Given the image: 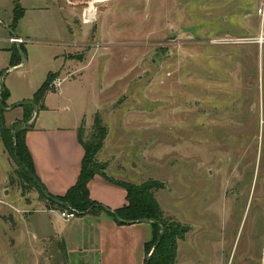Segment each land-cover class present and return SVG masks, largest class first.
<instances>
[{"label": "rangeland", "instance_id": "obj_1", "mask_svg": "<svg viewBox=\"0 0 264 264\" xmlns=\"http://www.w3.org/2000/svg\"><path fill=\"white\" fill-rule=\"evenodd\" d=\"M95 1L20 0L14 33L27 66L17 70L14 3L0 0V88L11 93L0 132L15 139L31 127L41 108L15 106L55 72L60 111L91 121L97 109L132 153L127 171L164 184V215L189 228L176 264H264V0H106L87 20ZM92 122L84 143L97 139ZM10 151L0 133V264H67L57 240L42 248L33 233L43 228L25 225L45 202Z\"/></svg>", "mask_w": 264, "mask_h": 264}, {"label": "crops", "instance_id": "obj_2", "mask_svg": "<svg viewBox=\"0 0 264 264\" xmlns=\"http://www.w3.org/2000/svg\"><path fill=\"white\" fill-rule=\"evenodd\" d=\"M83 3L80 1L74 4L75 12ZM60 7L59 9L62 8L69 17L71 10ZM64 23L68 24L67 17ZM66 30L70 31V29ZM60 43L66 47L72 46L69 40ZM56 59L61 60L58 56ZM18 67L19 65L13 68L20 70ZM75 77L79 78V76ZM66 78H63L64 82ZM59 92L63 98L67 97L62 95L60 88ZM52 94L54 92L46 94L39 106L41 113L36 120L33 119L26 133V144L32 156L35 174L46 194L61 197L77 183L82 171L85 150L79 140V131L84 125L92 126L94 122L92 119L93 117L95 119L99 112L96 109L90 113L91 121L83 115V112L77 111L67 115L54 104ZM62 110L69 111L67 107H63ZM51 113L52 115H47ZM41 114L43 117L40 118ZM112 139V133L108 129L103 147L96 156V162L99 165L104 164L106 168L94 175L88 188L93 201L111 211H116L128 204L126 190L117 183L141 184L145 181L137 180L127 171L129 166L133 168L136 166V163L130 161L132 153L128 152L126 147L121 148L124 143L119 140L114 142ZM57 211L59 212L52 207L47 208L45 203V208L33 214H41L44 217L36 219L37 217L31 215L25 225L30 227L32 223L35 227L43 228L40 234L33 233L34 240L42 248L45 245L50 246L53 240H57L67 264H145L146 245L153 239L151 222L121 225L105 212L79 216L66 222L59 214L56 220L49 216ZM19 242H23L20 237L12 245H18ZM25 244L26 242L23 245Z\"/></svg>", "mask_w": 264, "mask_h": 264}, {"label": "trees", "instance_id": "obj_3", "mask_svg": "<svg viewBox=\"0 0 264 264\" xmlns=\"http://www.w3.org/2000/svg\"><path fill=\"white\" fill-rule=\"evenodd\" d=\"M20 0H13V23L12 30L14 31L16 24L23 18L25 10L21 6ZM22 52L24 48L22 47ZM19 51L12 53L10 67H16L21 63ZM0 71V77L3 76ZM56 79L54 73H50L43 83V85L35 93L32 101L37 105V108L43 102L46 94L54 92L52 87ZM10 91L5 88H0V110L7 109L6 102L10 98ZM31 107L32 106H25ZM1 120V119H0ZM30 127L26 128L22 133L16 134L14 137L6 135V131L1 130V137L5 147L13 153L16 161L20 166V174L22 179L30 183L32 188L37 190L39 197L46 203V207H54L61 210L64 204H69L70 211H74L78 216L84 215H98L102 212L110 215L116 222L121 225L134 224L142 219L150 220L153 228V239L146 245V260L145 264H176L178 253V242L184 240L185 235L189 232V228L182 226L176 221L167 218L156 197L155 192L164 188V184H154L153 182H146L140 185L129 182H118L127 193L128 204L116 211L104 207L103 205L93 201L90 198L89 182L94 175L106 168L105 165H99L96 162V156L104 144V140L108 134L106 127L102 125L101 118H95V129L98 131L96 138L88 143H84L82 139V129L79 131V140L85 150V156L82 165V171L77 183L68 190V192L61 197H53L51 195H44L35 185L31 178V174L36 176L32 156L26 144V133ZM9 137V139H8ZM14 139V140H13ZM14 141V142H13ZM90 169H93L92 171ZM37 178V176H36ZM38 179V178H37ZM39 180V179H38ZM58 201V202H56ZM116 216L121 219V222L116 220ZM157 245V246H156Z\"/></svg>", "mask_w": 264, "mask_h": 264}, {"label": "water", "instance_id": "obj_4", "mask_svg": "<svg viewBox=\"0 0 264 264\" xmlns=\"http://www.w3.org/2000/svg\"><path fill=\"white\" fill-rule=\"evenodd\" d=\"M10 33L13 35L12 39L18 45V51H19V54H20V57H21V65H19L18 68L24 69L27 66V60H26L25 54L22 52V49H21V46H20V43H21L20 39L18 38V36L14 33V31L12 29L10 30ZM25 106H32L34 108V110L37 111V105L33 101H25V102H22V103L16 105L15 107H25ZM15 107H13L12 109H14ZM90 170L92 171L93 169H90ZM31 178L34 181L35 185L39 188L41 193L46 195V191H45L44 187L42 186L40 181L36 178V176L31 174ZM56 202H58V201H56ZM116 220L121 222V219L118 216H116ZM149 222H151V221L147 220V219H142V220L139 221V223H149Z\"/></svg>", "mask_w": 264, "mask_h": 264}, {"label": "built area", "instance_id": "obj_5", "mask_svg": "<svg viewBox=\"0 0 264 264\" xmlns=\"http://www.w3.org/2000/svg\"><path fill=\"white\" fill-rule=\"evenodd\" d=\"M263 6L260 7L259 11L260 13H263L264 12V2L262 3ZM12 42H15L13 39H11ZM20 42L22 43L23 41L20 40ZM59 216L62 220L66 221V222H69V221H72L76 218H78V214L74 211H70V210H64V211H59Z\"/></svg>", "mask_w": 264, "mask_h": 264}, {"label": "bare ground", "instance_id": "obj_6", "mask_svg": "<svg viewBox=\"0 0 264 264\" xmlns=\"http://www.w3.org/2000/svg\"><path fill=\"white\" fill-rule=\"evenodd\" d=\"M105 1H106V0H100V1H95V2H93L92 7H90L89 11L86 12V18H87V20H89V19L92 18V14H91V16H90V13H91L92 11H94V4H95L96 2H105ZM89 12H90V13H89Z\"/></svg>", "mask_w": 264, "mask_h": 264}, {"label": "flooded vegetation", "instance_id": "obj_7", "mask_svg": "<svg viewBox=\"0 0 264 264\" xmlns=\"http://www.w3.org/2000/svg\"><path fill=\"white\" fill-rule=\"evenodd\" d=\"M85 16H86V13H85Z\"/></svg>", "mask_w": 264, "mask_h": 264}]
</instances>
